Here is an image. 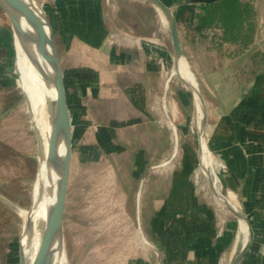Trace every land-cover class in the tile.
<instances>
[{
	"label": "rangeland",
	"instance_id": "1",
	"mask_svg": "<svg viewBox=\"0 0 264 264\" xmlns=\"http://www.w3.org/2000/svg\"><path fill=\"white\" fill-rule=\"evenodd\" d=\"M39 1L55 31L74 114L64 214L70 264H179L190 195L219 217L216 236L225 241L218 264H230L238 220L217 203L200 170L194 98L176 77L167 112L178 143L164 113L172 48L157 11L140 0ZM241 1L251 10L235 31L243 32L237 43L225 41L220 26L196 31L199 10L183 17L187 9L172 6L204 99L207 143L224 194L236 188L226 154L228 115L264 66V0ZM146 38L155 43L139 41ZM147 67L156 72L159 94L147 89ZM18 77L13 34L0 14V264H19L20 214L30 207L37 171V135ZM139 227L160 254L143 242Z\"/></svg>",
	"mask_w": 264,
	"mask_h": 264
},
{
	"label": "water",
	"instance_id": "2",
	"mask_svg": "<svg viewBox=\"0 0 264 264\" xmlns=\"http://www.w3.org/2000/svg\"><path fill=\"white\" fill-rule=\"evenodd\" d=\"M140 1L151 5L158 15L159 13L163 14L169 22L167 30L172 47L174 68L166 84L163 107L176 134L177 143V130L167 112V91L173 77H177L192 93L194 98L196 130L198 134V158L203 176L213 191L215 198L222 200L223 208L232 212L238 221L244 220L248 226L249 238L243 248L235 255L232 262V264H241L252 244L254 237L253 229L243 212L241 201L238 199L239 210L232 208L225 200L226 196L219 187V179L214 171L212 155L207 143V114L204 99L199 84L184 54L178 21L172 9V6L175 5H207L219 0H177L175 5H167L161 0ZM31 5L38 15V22L27 18L22 0H0V14L7 20L13 38L20 44L45 83L49 93V106L54 117L44 158L38 147L37 171L32 189L31 204L27 210L28 215L24 221L22 219L18 259L19 264H55L57 257L60 256L66 264H70L64 231V214L71 175V116L67 103L63 65L56 44L53 25L39 0H31ZM183 61L194 77L195 84H190L184 78L182 73ZM35 132L37 135V130ZM208 160L211 161L209 175L204 170ZM44 163L48 175L46 188H44V175L42 171L44 170ZM40 208H43L45 211L46 222L38 237L37 244L33 246L28 233L31 228L33 215ZM139 231L144 240L143 242L157 252L154 246L146 240L141 227H139Z\"/></svg>",
	"mask_w": 264,
	"mask_h": 264
},
{
	"label": "crops",
	"instance_id": "3",
	"mask_svg": "<svg viewBox=\"0 0 264 264\" xmlns=\"http://www.w3.org/2000/svg\"><path fill=\"white\" fill-rule=\"evenodd\" d=\"M161 1L167 5H175L177 2V0ZM175 6L180 9L184 7L187 9L183 12V17H187L188 13L194 8L199 10V14H195L197 18L195 26L203 25L205 5ZM173 12L176 16V12L174 10ZM176 19L178 21L177 16ZM140 40L143 44L145 43L144 40L150 39ZM168 54L172 59V74L174 68L173 57L172 53L169 52ZM131 65H134L133 60ZM155 73L154 70L150 71L147 67L143 71V77L146 80L147 89L153 94H159L162 86L159 84V86L155 85ZM170 77L171 75L165 83L164 95L166 93V84ZM171 82L172 80L170 81L167 95L171 88ZM79 94L82 97L84 96V92L80 91ZM66 95L71 123L73 124L74 114L70 105L68 90H66ZM164 113L166 115L165 110ZM228 117L232 118L229 129L230 136L226 145L230 170L229 177L230 181L236 185L234 194L241 201L243 212L247 216L254 234L250 249L241 264H264V66L257 78L249 84L241 102L235 106L233 114H229ZM73 145L72 138V155ZM187 199H189L191 210L186 212L188 203L185 204L183 212L186 214L190 213V215H188L189 220L184 217L186 221L182 222L183 227L179 233V264H218L222 251H224H221L220 245L223 244L222 241H225L224 239L221 241L217 240L216 229L219 217L213 210L208 209L207 204L203 202L195 203L193 196L190 195ZM166 214H170V209L166 210ZM180 218L182 219L183 216H180ZM154 248L160 254L159 248L156 246Z\"/></svg>",
	"mask_w": 264,
	"mask_h": 264
},
{
	"label": "bare ground",
	"instance_id": "4",
	"mask_svg": "<svg viewBox=\"0 0 264 264\" xmlns=\"http://www.w3.org/2000/svg\"><path fill=\"white\" fill-rule=\"evenodd\" d=\"M22 1L24 4V9L27 18H30L31 20L38 22V15L31 5V0H22ZM159 17L162 23L164 24V27L167 28L169 24L168 20L161 13H159ZM14 45L16 49V66L19 75L18 78L20 81V87L26 98L27 110L28 113L31 115L33 128L37 130L38 147L41 150L42 156L44 158L47 151L48 141L51 133V125L54 121L53 113L49 106V93L41 75L35 69L30 59L28 58L27 54L24 52L20 44L15 39H14ZM182 73L184 78L190 84H195L194 77L189 72L188 67L184 61L182 64ZM45 166L46 165L44 163V170H42L44 175V188L47 187V180H48L47 169ZM210 168H211V161L208 160V163H206L204 167V170L208 175L210 174L209 173ZM224 195L226 196L225 200L228 202V204L232 208L239 210V203L236 194L232 192H228L227 194ZM216 201L221 207H223L222 200L217 198ZM27 215H28L27 210L21 212L20 216L22 217L23 221L27 218ZM45 222H46L45 211L43 208H40L33 215L31 228L28 233L29 236L27 235L30 238L31 240L30 242L32 243L33 246L37 244L38 237L41 231L43 230ZM238 226H239L238 239L233 251V255L230 260V264H232L235 255L243 248V246L246 244L249 238V230L246 222L244 220H239ZM238 245L240 246L238 247ZM55 264H66V263L59 256L57 257Z\"/></svg>",
	"mask_w": 264,
	"mask_h": 264
},
{
	"label": "trees",
	"instance_id": "5",
	"mask_svg": "<svg viewBox=\"0 0 264 264\" xmlns=\"http://www.w3.org/2000/svg\"><path fill=\"white\" fill-rule=\"evenodd\" d=\"M204 9L203 26H198L195 30L199 32L204 27L220 26L224 30L223 39L237 43L243 32L235 31H239L247 22L245 15L251 10V6L241 0H219L205 5Z\"/></svg>",
	"mask_w": 264,
	"mask_h": 264
},
{
	"label": "built area",
	"instance_id": "6",
	"mask_svg": "<svg viewBox=\"0 0 264 264\" xmlns=\"http://www.w3.org/2000/svg\"><path fill=\"white\" fill-rule=\"evenodd\" d=\"M139 41H141V40H139ZM144 42H145V43H150V44H154V43H155V42L152 41V40H144ZM214 171H215V169H214Z\"/></svg>",
	"mask_w": 264,
	"mask_h": 264
}]
</instances>
